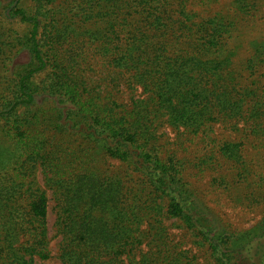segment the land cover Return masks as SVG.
<instances>
[{"label":"trees","instance_id":"obj_1","mask_svg":"<svg viewBox=\"0 0 264 264\" xmlns=\"http://www.w3.org/2000/svg\"><path fill=\"white\" fill-rule=\"evenodd\" d=\"M216 1L0 0V264L54 257L49 192L62 264H200L167 219L211 264H264V215L230 228L159 132L207 137L195 165L263 199L264 156L245 147L264 151V36L239 59L237 16ZM233 5L253 17L264 0ZM218 123L239 139L213 138Z\"/></svg>","mask_w":264,"mask_h":264},{"label":"rangeland","instance_id":"obj_2","mask_svg":"<svg viewBox=\"0 0 264 264\" xmlns=\"http://www.w3.org/2000/svg\"><path fill=\"white\" fill-rule=\"evenodd\" d=\"M233 2L234 0H217L213 4L212 11L221 10L228 13L231 11L230 14L233 17L237 16V41L234 45L238 46V58L244 59L248 55V41L256 38L257 36H264V9L260 10V12L253 17L238 15L236 12L232 14V11H235ZM14 26L20 31H24L26 28L25 25L20 28L17 27V25ZM23 56L21 57L24 58ZM103 76H106V72L97 71L92 73V77H95L102 86L108 83V81H104L102 79ZM127 95L128 94H124L123 97L128 99ZM214 126V133L211 134L213 138H218L219 141L225 139H239L236 133H232V130L228 129L223 123H218ZM159 132L164 143L163 147L166 151L165 153L174 154L183 160L187 167V179L192 182V185L197 190L199 195L225 224L232 229L249 230L262 218L264 215V197L258 201L245 200L240 196V192L232 185L231 189H229L224 184H213L211 171H203L195 165V163L198 162V157L204 153L206 146H208L207 137H192L189 133L174 129L166 123L160 125ZM245 148L247 158L251 159L252 162L257 161L260 158V156H258L259 152L262 153L261 157L264 156V151L253 141L247 142ZM112 162L115 166L120 164L115 160H112ZM260 169L261 168H259V170ZM260 171L264 177V168ZM40 181L43 183L41 176ZM49 196L48 227L50 248L54 257L51 260L46 261V263L62 264L59 259L56 258L59 236L56 234L54 223L57 215V209L50 192ZM166 224L174 236V239L181 243V246L190 248L194 253H196L200 264H211V259L209 254L206 252V249L200 248L194 242L195 238L192 233L187 230L180 221L167 219Z\"/></svg>","mask_w":264,"mask_h":264}]
</instances>
